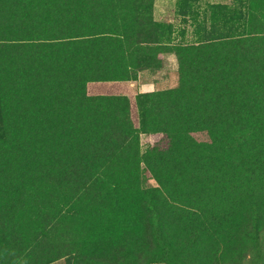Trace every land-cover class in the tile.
Segmentation results:
<instances>
[{"label": "trees", "instance_id": "obj_1", "mask_svg": "<svg viewBox=\"0 0 264 264\" xmlns=\"http://www.w3.org/2000/svg\"><path fill=\"white\" fill-rule=\"evenodd\" d=\"M154 4L0 0V264L67 257L75 264H145L162 256L161 245L168 263L259 264L264 0H234L229 27L215 22L211 32L197 33L208 38L178 45L170 41L171 26L157 23ZM168 53L178 58V86L139 95L135 114L126 96L87 94L90 83L135 81L162 68ZM142 136L156 139L145 153ZM210 169L219 177H246L251 214L236 215L233 257L217 253L208 262L197 248L212 234L205 222L177 224L170 196L178 186L167 181L187 170L210 175ZM144 175L158 185L139 195L137 237L104 255L89 252L112 193Z\"/></svg>", "mask_w": 264, "mask_h": 264}, {"label": "rangeland", "instance_id": "obj_2", "mask_svg": "<svg viewBox=\"0 0 264 264\" xmlns=\"http://www.w3.org/2000/svg\"><path fill=\"white\" fill-rule=\"evenodd\" d=\"M234 0H155L154 16L158 24L169 25L172 35L170 41L174 45L184 43H197L208 37H199L197 33L206 35L212 31L214 23L229 27L232 23V11L236 6ZM213 4L222 5L223 9H213ZM210 38V37H209ZM218 38V37H211ZM230 38V37H225ZM179 62L175 53L164 55L163 67L157 70H146L139 74L135 81L123 82H94L87 86L90 97L98 96H126L132 104L133 113H136V101L139 95L154 91L176 88L179 84ZM142 152L145 153L156 143L154 137L142 136ZM169 165L167 171H169ZM201 174V173H200ZM190 170L168 176L167 185L178 186V194L170 196L174 202L173 215L177 224L190 228L203 224L209 234L198 246V255L204 260L212 261L215 254H224L233 257L232 239L236 233V215L248 217L251 212L247 209L248 187L246 177L240 174L232 177L230 173L219 177L210 169V175H200ZM134 178L128 179L133 181ZM239 182V187L235 185ZM190 185V190L185 187ZM158 183L150 175H144L138 184L126 182L122 191L113 195L112 208L108 211L105 224L90 237L87 248L95 255H104L111 248L123 247L128 241L139 234L141 213L138 206L139 195L145 188H156ZM112 190L113 187L111 188ZM264 189L262 195L264 196ZM246 208H242L243 206ZM207 210L208 214L194 215L184 212L183 208L191 207ZM180 209V210H179ZM182 210V211H181ZM189 212V211H188ZM260 224L264 226V211L261 212ZM200 226V225H198ZM180 232L176 237H180ZM221 236V238H220ZM226 239V241L224 240ZM158 258L151 259L145 264H186L183 259L173 260L168 263V250L161 245ZM259 264H264V254L256 253ZM51 264H75L73 257L63 258ZM129 264H134L130 262Z\"/></svg>", "mask_w": 264, "mask_h": 264}]
</instances>
